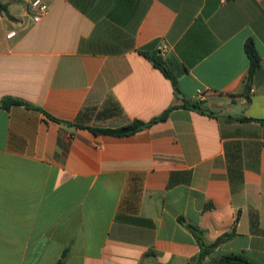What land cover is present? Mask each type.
<instances>
[{"label": "crops", "instance_id": "1", "mask_svg": "<svg viewBox=\"0 0 264 264\" xmlns=\"http://www.w3.org/2000/svg\"><path fill=\"white\" fill-rule=\"evenodd\" d=\"M0 1V264H264V0Z\"/></svg>", "mask_w": 264, "mask_h": 264}, {"label": "trees", "instance_id": "2", "mask_svg": "<svg viewBox=\"0 0 264 264\" xmlns=\"http://www.w3.org/2000/svg\"><path fill=\"white\" fill-rule=\"evenodd\" d=\"M0 12L5 13L8 17H10L7 13V6L6 4L2 3L0 1ZM12 18V17H11ZM139 53L145 57L153 67L159 69L163 75L168 78L173 87L176 88V80L175 76L172 74V72L167 68L165 63L163 62L160 54L158 51H152V52H145V51H139ZM245 53L249 59V70H248V77L244 88V96L246 97L247 101H249V90L251 88L250 81L252 78V75L256 71V69L259 67L260 59L259 56L255 50V46L252 40H248L245 44ZM2 107L5 109H8L10 106H26L33 108L39 112H41L45 117L48 119L60 122L58 119L52 117L48 113H46L44 110H42L40 107L33 106L29 104L28 102L24 101L20 98H14V97H4L1 100ZM174 106L170 107L166 111H164L159 116L151 119L148 122H142L139 120H135L125 126L115 128V129H98V128H91V127H85L86 129L90 130L93 133L97 134H107L112 136H128L131 135L143 128H147L157 122L164 121L167 118L169 110H171ZM208 115H212L211 113H207ZM239 120L243 121H258L263 122L264 119H247V118H240ZM188 229L195 233L197 232V229L188 225ZM200 232V231H198ZM234 235L233 229L232 231L223 234L222 236L218 237L216 241L211 245H206L203 243L201 238H197L198 245H199V253L197 256L192 260L193 264H206L207 260L210 261L212 264H255L253 262H250L245 257L241 255H232V254H224V255H218L216 257H210V254L214 248H216L219 244L229 240ZM55 264H64L63 260H58Z\"/></svg>", "mask_w": 264, "mask_h": 264}, {"label": "built area", "instance_id": "3", "mask_svg": "<svg viewBox=\"0 0 264 264\" xmlns=\"http://www.w3.org/2000/svg\"><path fill=\"white\" fill-rule=\"evenodd\" d=\"M27 2V11L34 23L40 22L48 13L49 7L43 0H25ZM251 91V90H250ZM204 91L197 90L195 99L202 100Z\"/></svg>", "mask_w": 264, "mask_h": 264}, {"label": "water", "instance_id": "4", "mask_svg": "<svg viewBox=\"0 0 264 264\" xmlns=\"http://www.w3.org/2000/svg\"><path fill=\"white\" fill-rule=\"evenodd\" d=\"M63 123H64V124H67V125L69 124L68 122H63Z\"/></svg>", "mask_w": 264, "mask_h": 264}]
</instances>
